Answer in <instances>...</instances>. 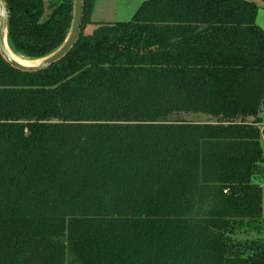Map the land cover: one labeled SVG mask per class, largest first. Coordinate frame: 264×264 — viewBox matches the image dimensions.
I'll return each mask as SVG.
<instances>
[{
  "label": "trees",
  "instance_id": "16d2710c",
  "mask_svg": "<svg viewBox=\"0 0 264 264\" xmlns=\"http://www.w3.org/2000/svg\"><path fill=\"white\" fill-rule=\"evenodd\" d=\"M33 61L74 0H5ZM264 0H148L26 73L0 54V264H264Z\"/></svg>",
  "mask_w": 264,
  "mask_h": 264
},
{
  "label": "water",
  "instance_id": "95a60500",
  "mask_svg": "<svg viewBox=\"0 0 264 264\" xmlns=\"http://www.w3.org/2000/svg\"><path fill=\"white\" fill-rule=\"evenodd\" d=\"M10 20V12L5 0H0V54L5 59V61L11 65L13 68L26 72L34 73L43 71L50 68L54 64L62 61L74 48L79 38L83 20V0H74V13H73V23L71 27L70 34L66 39L65 43L54 53L38 59V60H25L33 62L34 65H26L14 58V53L10 49L8 42V27Z\"/></svg>",
  "mask_w": 264,
  "mask_h": 264
},
{
  "label": "rangeland",
  "instance_id": "374dc122",
  "mask_svg": "<svg viewBox=\"0 0 264 264\" xmlns=\"http://www.w3.org/2000/svg\"><path fill=\"white\" fill-rule=\"evenodd\" d=\"M148 0H96L95 8L92 14V25H90L86 32L90 33L95 28V23H120L129 22L137 13L141 5ZM62 0H44L46 15L51 12L54 5L61 4ZM259 12L257 17V25L264 30V3L258 2ZM264 131V124L261 125ZM262 147L264 150V135L262 137ZM258 183L263 191V219H264V179H259ZM259 237H264L263 234L256 232H249L248 234L241 235L242 240L255 241Z\"/></svg>",
  "mask_w": 264,
  "mask_h": 264
},
{
  "label": "bare ground",
  "instance_id": "6f19581e",
  "mask_svg": "<svg viewBox=\"0 0 264 264\" xmlns=\"http://www.w3.org/2000/svg\"><path fill=\"white\" fill-rule=\"evenodd\" d=\"M14 58H15L17 61H19V62H21V63H23V64H26V65H34L33 62L25 61V60H23L22 58L18 57V56L15 55V54H14Z\"/></svg>",
  "mask_w": 264,
  "mask_h": 264
}]
</instances>
